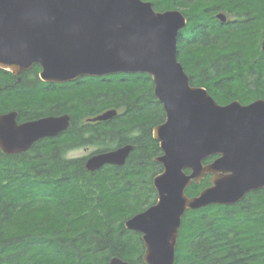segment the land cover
Returning a JSON list of instances; mask_svg holds the SVG:
<instances>
[{"label":"trees","instance_id":"1","mask_svg":"<svg viewBox=\"0 0 264 264\" xmlns=\"http://www.w3.org/2000/svg\"><path fill=\"white\" fill-rule=\"evenodd\" d=\"M147 1L186 15L177 58L191 85L221 104L264 99V0ZM219 10L236 21H219ZM40 69L13 75L0 68V113L16 110L18 121L68 113L71 125L27 151L0 150V264H107L112 256L145 264L141 233L124 222L156 201L152 179L162 170L152 129L165 112L151 77L116 73L66 85L42 81ZM110 108L117 110L111 119L82 122ZM125 144L133 148L124 164L95 171L85 168L86 156H66L87 145L96 153ZM209 184L206 175L185 193ZM173 264H264V188L233 204L188 209Z\"/></svg>","mask_w":264,"mask_h":264},{"label":"water","instance_id":"2","mask_svg":"<svg viewBox=\"0 0 264 264\" xmlns=\"http://www.w3.org/2000/svg\"><path fill=\"white\" fill-rule=\"evenodd\" d=\"M216 18L225 22L226 14L217 12ZM186 23L180 9L156 10L147 0H0L1 69L19 75L38 64V76L47 83L116 73L151 77L165 112L152 129L162 151L154 160L162 170L152 179L156 201L124 222L141 233L145 264L174 263L188 209L233 204L264 188V99L221 104L205 87L191 85L177 58V37ZM260 46L264 51V33ZM116 113L110 108L89 120L105 121ZM69 122L68 114L19 122L16 110L0 113V150L27 151ZM132 148L92 153L85 168L122 165ZM206 175L210 184L188 196L186 188ZM107 264L129 262L112 256Z\"/></svg>","mask_w":264,"mask_h":264},{"label":"flooded vegetation","instance_id":"3","mask_svg":"<svg viewBox=\"0 0 264 264\" xmlns=\"http://www.w3.org/2000/svg\"><path fill=\"white\" fill-rule=\"evenodd\" d=\"M220 11H221V12H224V13L226 14V21H227V22L231 23V22L236 21V20H235V19H236L235 16H232V17H231V14H228V13H226L225 11H222V10H219L218 12H220ZM247 20H248V18H247ZM226 21H225V22H226ZM246 27L248 28V21H247V26H246ZM247 34H248V32H247ZM262 37H263V36H262ZM85 77H86V76H85ZM102 77H103V76H102ZM79 78H83V77H79ZM79 78H77V79H75V80H73V81H70V82H63V83H57V84H66V85H67V84H72V83H75ZM54 83H55V82H54ZM252 100H253V99H252ZM249 102H250V101H249ZM246 103H248V101L245 102V104H246ZM101 113H102V112H101ZM61 114H68V113H59V114H57V115H61ZM68 115H69V114H68ZM46 116H47V115H46ZM69 116H70V115H69ZM89 118H90V117H86L85 119L82 120V122H86V121H87V122H93V121H90ZM105 121H106V120H105ZM19 122H21V121H19ZM70 125H71V118H70V122H69V126H70ZM69 126H68V127H69ZM66 130H67V129H66ZM66 130H64V131H66ZM64 131H63V132H64ZM63 132H61V133H63ZM61 133H59V134L56 135V136H59ZM56 136H54V137H56ZM48 138H50V137H48ZM72 150H74V149H72ZM72 150H69V151L66 152V156H67V157H74V156H69V153H70ZM156 194H157V192H156Z\"/></svg>","mask_w":264,"mask_h":264},{"label":"rangeland","instance_id":"4","mask_svg":"<svg viewBox=\"0 0 264 264\" xmlns=\"http://www.w3.org/2000/svg\"><path fill=\"white\" fill-rule=\"evenodd\" d=\"M95 148L96 147L93 146V145H87V146L79 147V148H76V149L72 150L69 153V156H74V157L86 156L87 157V156H89L90 154L93 153Z\"/></svg>","mask_w":264,"mask_h":264}]
</instances>
